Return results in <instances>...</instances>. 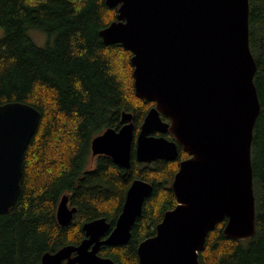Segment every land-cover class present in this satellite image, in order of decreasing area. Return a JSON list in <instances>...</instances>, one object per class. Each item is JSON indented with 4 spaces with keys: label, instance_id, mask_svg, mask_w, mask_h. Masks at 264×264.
Here are the masks:
<instances>
[{
    "label": "water",
    "instance_id": "water-1",
    "mask_svg": "<svg viewBox=\"0 0 264 264\" xmlns=\"http://www.w3.org/2000/svg\"><path fill=\"white\" fill-rule=\"evenodd\" d=\"M106 3L118 7V15L100 36L105 44L119 43L132 52L135 93L155 102L140 127L137 159H176L179 144L190 154L172 182L178 203L140 243L138 264H201L200 252L220 222L226 220L224 233L237 240L257 231L252 145L261 101L250 45V0ZM41 117L30 103L0 102V213H8L21 193L25 152ZM121 117L120 128L109 127L92 139L91 151L129 169L134 114L125 110ZM153 188L135 178L113 228L105 216L85 222L79 244L46 252L42 264H117L100 249L129 242ZM77 210L63 195L59 223L69 224Z\"/></svg>",
    "mask_w": 264,
    "mask_h": 264
},
{
    "label": "trees",
    "instance_id": "trees-1",
    "mask_svg": "<svg viewBox=\"0 0 264 264\" xmlns=\"http://www.w3.org/2000/svg\"><path fill=\"white\" fill-rule=\"evenodd\" d=\"M106 0H0V102L24 101L42 117L24 156L21 193L8 213H0V264H42L43 255L85 237L83 224L105 216L115 226L135 178L154 188L146 198L128 243L103 245L100 254L117 264H138V247L156 233L167 210L178 203L172 182L181 158L136 159L125 169L108 155L90 164L91 140L123 125L132 111L135 132L155 102L135 93L132 52L105 44L100 30L117 18ZM36 28L47 43L39 45ZM250 45L258 70L261 101L252 145L256 227L253 237L224 233L226 220L208 236L201 264H264V0H250ZM78 210L63 226L57 209L63 195Z\"/></svg>",
    "mask_w": 264,
    "mask_h": 264
},
{
    "label": "flooded vegetation",
    "instance_id": "flooded-vegetation-1",
    "mask_svg": "<svg viewBox=\"0 0 264 264\" xmlns=\"http://www.w3.org/2000/svg\"><path fill=\"white\" fill-rule=\"evenodd\" d=\"M162 117H163V119H164L165 121H169V118H168L167 116L163 115ZM122 122H123V121H122ZM123 124H124V122H123ZM139 132H140V129H139L137 132L134 133L135 135H134L133 143H135V144H134V146H135V155H136L137 138H138V134H139ZM154 134H155V135H164V136H166V137H168V138H172L171 135H170V133H160V132H155ZM91 141H92V140H91ZM184 151L186 152L187 156H184L183 158H181V160L190 157V154H189L186 150H184V148H183L182 145L179 144V155L177 156V158H178L181 154H184ZM91 153H92V151H91ZM92 155H93V154H92ZM98 155H106V154H98ZM98 155H93V156H94V157H97ZM177 158H176V159H177ZM136 159H137V157H136ZM161 159H165V160H175V159H169V158L155 159V160H153L152 162L139 161L138 159H137V160H138L140 163L151 164V163H153L154 161H156V160H161ZM118 165H119V164H118ZM179 165H180V164H179ZM130 167H131V166H130ZM125 169H126V168H125ZM72 206H73V205H72Z\"/></svg>",
    "mask_w": 264,
    "mask_h": 264
},
{
    "label": "rangeland",
    "instance_id": "rangeland-1",
    "mask_svg": "<svg viewBox=\"0 0 264 264\" xmlns=\"http://www.w3.org/2000/svg\"><path fill=\"white\" fill-rule=\"evenodd\" d=\"M3 30L0 28V36L2 35ZM30 35L39 45H45L47 43V34L45 35L41 31L37 30L36 28H32L29 30ZM48 40V39H47ZM97 157L91 155L90 164H96Z\"/></svg>",
    "mask_w": 264,
    "mask_h": 264
}]
</instances>
